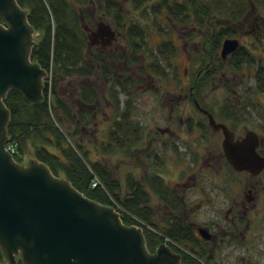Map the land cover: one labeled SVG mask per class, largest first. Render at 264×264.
<instances>
[{"label":"rangeland","instance_id":"obj_1","mask_svg":"<svg viewBox=\"0 0 264 264\" xmlns=\"http://www.w3.org/2000/svg\"><path fill=\"white\" fill-rule=\"evenodd\" d=\"M117 1L120 26L115 24L113 14L107 13L94 0H88L84 6L90 18L80 21L88 33L96 30L101 21L114 30V38L105 45L103 56L111 75L132 78L127 93L119 92L118 97L121 110H124L125 100L130 98L133 102L130 119L131 132L135 133L130 132L127 143L111 139L114 122L118 119L110 98L114 78L105 75L97 65L93 75L66 76L57 86L60 97L74 113L87 112L85 124L76 122L81 134L74 138L80 139L91 160H101L111 169L119 181L121 198L129 194L130 184L139 187V194L147 199L146 208L151 210L150 219L157 229L174 217L212 228L213 222L220 220V213L223 215L228 207V189L236 191L237 188V193L232 192L230 198L238 199V204L244 201L248 206L242 211V224L248 227L246 239L240 242L244 237H234L238 240L234 245L207 242L200 251L203 253L200 261L202 264H264V168L255 176L231 170L237 185L230 182L224 190L216 187L215 181L223 175L228 176L229 172L221 151L222 134L212 130L207 119L202 118L189 101V89L195 79L203 80L208 73L206 68H211L213 76L201 83L200 104L211 110L216 120H222L220 110L228 107L236 120L224 121L234 126L236 136L247 129L255 130L261 138L258 149L264 151V91H257L253 77L256 66H264L263 6L256 0H245L241 18L231 23L226 17L234 8L235 0H147L140 7H135L131 0ZM174 2L184 5L180 13L168 12L167 4ZM132 24L143 33L142 41L135 38L141 44L136 51L140 62L134 63L124 59L129 51L127 30ZM226 24L236 25L235 37L255 63L235 69L229 64V57L222 61L220 49L224 38L217 49L212 48V37ZM37 35L35 31L34 39ZM101 43H94L91 50H101L104 46ZM140 63H146V67L142 68ZM83 83L97 91L94 103L81 101L79 91ZM196 124L206 126V141H199L200 130ZM165 125L174 129V137L156 130V126ZM30 157L33 156L29 144L20 163H26ZM58 174L64 176L61 171ZM153 175H158L170 192H174L177 210L148 185L147 180ZM248 189L252 196L250 201L246 198ZM114 205L120 209V203ZM237 208L242 207L237 205ZM247 216L251 219L249 225ZM142 225L143 233L145 227L153 228L145 222ZM15 260L14 264H24L20 256ZM0 264H11L1 250Z\"/></svg>","mask_w":264,"mask_h":264},{"label":"water","instance_id":"obj_2","mask_svg":"<svg viewBox=\"0 0 264 264\" xmlns=\"http://www.w3.org/2000/svg\"><path fill=\"white\" fill-rule=\"evenodd\" d=\"M35 30L27 10L17 0H0V250L24 264H182L181 254L166 242L153 252L145 243L143 227L127 225L121 212L86 196L65 177L35 157L17 162L6 148L10 110L4 99L16 91L30 104L44 99L46 70L31 59ZM89 44L114 38L110 24L99 22L88 33ZM237 38L226 37L220 55L233 52ZM208 126L222 134L221 148L235 170L256 175L264 168L258 134L247 130L240 138L211 112ZM199 231L204 238L209 233Z\"/></svg>","mask_w":264,"mask_h":264},{"label":"trees","instance_id":"obj_3","mask_svg":"<svg viewBox=\"0 0 264 264\" xmlns=\"http://www.w3.org/2000/svg\"><path fill=\"white\" fill-rule=\"evenodd\" d=\"M94 1L107 13L113 14L115 24L117 27L120 26L121 12L117 0ZM146 1L131 0L135 7H140ZM256 1L264 9V0ZM17 2L27 10L28 21L38 34L31 50V59L48 72L51 71V87L48 93V86L45 83L44 99L37 104L28 103L22 95L13 90L6 94L4 102L10 110L7 126L8 142L14 145L15 151L12 154L14 159L20 162L30 144L33 157L46 163L55 174L61 171L71 184L86 196L104 204L120 203V208L123 210L122 221L125 224L142 225L144 222L150 224L153 228L145 227L144 233L146 247L150 252L154 251L164 238H167L184 247L183 250L173 246L180 252L182 264H202L200 258L203 253L195 249L198 246V238L195 237L189 223L174 217L161 229L155 228L156 225L150 219L152 212L146 208L147 199L139 194V187L136 188L130 184L129 194L121 198L118 194L119 181L114 177L111 169L101 160H91L80 139L74 138L81 134V128L76 122L85 124L87 112L79 110L74 113L69 104L60 97L57 91L58 83L66 76L89 77L96 71L97 65L105 75H111L110 67L104 60L103 50L97 52L91 50L88 31L80 21V19L90 18L89 11L84 7L88 4V0H17ZM163 3L165 5V2ZM245 6V0H235L234 8L227 14V20L234 23L236 19H240ZM167 8L171 14H177L184 5L179 2L168 3ZM261 23L264 26V19ZM235 26L230 24L220 26L212 37V48L217 49L221 39L236 34L238 30ZM136 37L142 41L143 33L140 28L132 24L128 27L126 35L129 51L124 59L127 62H140L136 51L141 42H136ZM253 63L255 61L243 47L235 50L229 59V64L235 69H239L244 64ZM140 66L145 68L146 63ZM209 73L203 76V80L196 78L194 84L200 85L211 79L212 76ZM213 73L211 71V74ZM111 77L114 78L110 87L111 104L115 117H118L111 131V139L127 143L130 134L135 133L134 130L131 132L130 119L133 102L129 98L123 102L124 110L119 109L121 103L118 93H127V86L131 84L132 78L130 75L123 78L115 75ZM253 77L257 91L263 92L264 66L258 64ZM51 96L54 98L53 102ZM79 97L84 103H94L98 95L92 86L83 83ZM68 124L71 128H68ZM136 137L132 141H135ZM94 177L98 179L97 185H91ZM147 182L161 199L173 210H177L178 204L173 202L175 200L173 192H170L158 175L151 176ZM171 197H173L172 200H170Z\"/></svg>","mask_w":264,"mask_h":264},{"label":"flooded vegetation","instance_id":"obj_4","mask_svg":"<svg viewBox=\"0 0 264 264\" xmlns=\"http://www.w3.org/2000/svg\"><path fill=\"white\" fill-rule=\"evenodd\" d=\"M232 36L233 37H231V38H237V37H235V34L232 35ZM227 37H230V36H227ZM98 40H99V42L102 41L101 44L104 45V46L106 44H108V45L110 44V41H107L106 37L100 38ZM238 41H239V39H238ZM221 44H222V42H221ZM93 45L94 44H92V45L90 44L91 47ZM104 46H103V48H101V50H103V52H105V48H106V46L105 47ZM239 47H242L240 45V43L238 44V46H237V48L235 50H237ZM233 52L227 54L225 56V58L221 57L222 61H225L228 57L230 58L231 55L233 54ZM104 58H105V55H104ZM206 67H207V65H206ZM206 70H208L207 72H210L209 73L210 76H213V74H211V71H213L211 68H206ZM197 77H199V76L197 75ZM201 86H202L201 83H200V85H199V83L198 84L195 83L194 85H192L190 87V89H189V95H190V98L191 99L189 101L191 102V104L193 105V107L196 109V111L201 115V117L204 118V119H207V115L203 112L202 109L208 110L209 112L212 113L213 116H214V114H213V112L211 110L207 109L204 105H201L200 104L199 97H200V94H201L200 93L201 92L200 91L201 90ZM233 107H235V106H233ZM220 117L222 118V120H217V121L224 122L228 126V128L231 129L234 132L235 138H240L241 136L244 135V133L247 130H253V129H247V130L244 131V133L242 135L236 136L235 130L233 129L234 126L233 125L229 126L228 123L225 122V121H229V120H236L233 117V115L231 114V111H230V109H228V107L225 108L224 110H220ZM214 118L216 119L215 116H214ZM196 127L198 128V130H200V138H198L199 141H200V139L202 141H206V130H207L206 129V126L204 124L202 126L200 124H196ZM156 130L160 134H167L168 136H172V137H174L175 134H176L175 131H174V129L171 126H169V125L156 126ZM204 138H205V140H203ZM258 138H259V144H258V147L256 149H257V151H258L259 154H261V155L264 156V151H262L261 149H258L260 147V143H261V138L259 137V135H258ZM221 151H222V156L224 157V165L227 166V168L229 169V172L227 171L228 172V176L223 175L219 179H217L215 181V184H216V187L221 188L222 190H224L226 188L228 189V185H229L230 182L233 184V186H236L237 185V183L235 184V179H234V177L232 175V171L234 173H236V172L240 173V172H245V171L235 170L233 168V166L228 162V160L226 159V157L224 156V153H223L222 148H221ZM246 173L250 174L249 172H246ZM258 174H256V175H258ZM193 175H196L195 177H197V174L196 173H194ZM190 178H194V176L193 177H190ZM177 185H175V186H177ZM249 190L250 189H248V191L246 192V198L248 199V201H250L252 199V196H249V193L251 192ZM237 191H238L237 188H236V191H235V189H234V191H231V190L228 189L227 192L229 194V198H227V200L230 201V202H228V207H227L226 210H224L223 215L220 213V215H221L219 217L220 220H217L216 219L213 222V227L212 228H210V226H208L207 224L204 225V224H199V223L191 222V221H188L187 222L192 227V230H193V233H194L195 237L198 238V246H196L195 249H197L199 251H203L204 250V246L207 245V242H212L213 245H217V244L234 245L236 242H238V240L236 238H234V237H244L243 240L239 239L240 242H243L246 239V236L248 234V227H245L242 224V221L244 220V215H243V212L242 211L243 210H246L248 208V206L246 205V202H244V201H241V204H238V199H233L232 197L230 198L231 193L232 192L237 193ZM173 194H174V192H173ZM237 205H241L242 208H240V209L237 208ZM250 221H251L250 216H247V222L246 223L248 225L251 223ZM200 227L206 228V230L208 231V233L210 235L209 238L206 239V238H204L201 235V233L199 231V228ZM173 245L174 244H172V246Z\"/></svg>","mask_w":264,"mask_h":264},{"label":"built area","instance_id":"obj_5","mask_svg":"<svg viewBox=\"0 0 264 264\" xmlns=\"http://www.w3.org/2000/svg\"><path fill=\"white\" fill-rule=\"evenodd\" d=\"M45 81L48 86V93H50V87H51V71L47 72V76L45 78ZM7 148L10 150L11 153L15 151L14 145L8 144ZM98 184V179L94 177V179L91 182V185H97Z\"/></svg>","mask_w":264,"mask_h":264}]
</instances>
